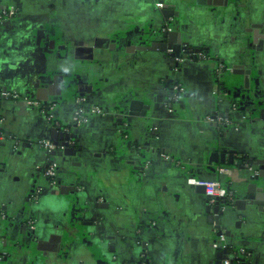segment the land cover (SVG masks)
Wrapping results in <instances>:
<instances>
[{
  "label": "crops",
  "instance_id": "crops-1",
  "mask_svg": "<svg viewBox=\"0 0 264 264\" xmlns=\"http://www.w3.org/2000/svg\"><path fill=\"white\" fill-rule=\"evenodd\" d=\"M156 2L177 17L178 29L165 36H156L164 19ZM219 2L224 15L213 8ZM6 8L17 15L0 24V96L51 104L63 126L76 121L79 93L105 115L74 130L73 153L49 154L40 142L52 141V130L41 112L0 97V264H134L141 243L150 264H218L226 247L246 248L251 264H264V199L248 192L254 184L264 193V132L228 112L214 95L212 66L194 58L181 71L185 96L168 112L177 36L235 65L246 34L264 20V0H0ZM256 78L264 99V68ZM239 156L253 166L241 169ZM49 164L64 193L47 189ZM217 179L245 201L219 204L218 223L200 191ZM36 187L41 201L30 209ZM25 217L35 220L34 235Z\"/></svg>",
  "mask_w": 264,
  "mask_h": 264
},
{
  "label": "flooded vegetation",
  "instance_id": "flooded-vegetation-1",
  "mask_svg": "<svg viewBox=\"0 0 264 264\" xmlns=\"http://www.w3.org/2000/svg\"><path fill=\"white\" fill-rule=\"evenodd\" d=\"M157 5H161V7H158ZM213 8L215 9V13H217L219 15H224L225 9L227 7H225L224 3H222V5H221V2H219L218 4L214 5ZM155 11L161 12L163 17H164L163 23L161 24L158 32L156 33L158 35H156V36H165L170 31L174 30V28L176 30L178 29V25H176L177 24L176 14L174 12H172L171 10L167 9V7L164 6L163 2H156ZM243 16H246V14H243V15L239 14L237 16V19L241 20L239 17L242 18ZM259 25L258 26L261 28H259V27L253 28V29L251 28L250 33L246 29L245 30L240 29V33L245 34L244 31L248 32L244 38V39H246L245 45L243 46L244 57H242L240 59V61L238 60L237 64L232 65V66L226 65L224 62L220 61L217 57H214L210 53L209 48L207 49V47L203 48L202 46L197 47V46L191 45L189 42L184 41L182 39L181 35L177 36V40L175 41V43L170 48V50L171 51L173 50L172 52H174L172 55L173 61H172L171 66H170V68H172V70H171L172 74H174V76H175L174 82L171 86L172 91H173L175 85L180 84L181 86H183L182 81L180 79L181 78L180 77L181 71H182L183 66L186 65L191 58H194L196 60V62L201 67L212 66V71L214 73L215 82H217V84H218V86L216 88L217 90H216L214 95L217 96L220 103H227L229 106V111H228L229 113H230V111L239 112L240 114L243 115V117L245 119L256 124V127H260L262 129V131L264 132V99L261 98V94L258 90V86H256V84L254 83V81H256V79H257L256 75L258 73V70L261 71V69L264 68V30H263L264 20ZM240 26L244 27L242 25H240ZM153 38H155V36H153ZM152 44L156 45L155 43H152ZM127 52H129V50H127ZM60 54H61V52H60ZM60 54H58L57 56L60 57ZM201 57H203V58H201ZM176 59H178V61L181 59L182 62H175ZM219 66H220V69L218 68ZM223 68L224 69L225 68H231L232 71L229 73L228 72L226 73V72H224ZM217 69L219 70L218 72H217ZM227 78L228 79L232 78V80H234V81L230 82V86H228V87H226L224 85V83L228 80ZM239 79H241V82H236V81H240ZM65 84L66 83L64 82V87L66 88ZM174 95H176V94H174ZM184 96H185V90L183 93L178 95L176 102H173L171 99L173 97V93L169 97L168 103L172 104V108L174 109L173 110L174 113H175L174 107L178 106L181 103ZM31 100H33V99H31ZM74 102L77 104V106L84 105L86 107H89L91 105H94V104L90 103L89 99L86 96H84L80 93H79V95H77L75 97ZM27 109L40 111L41 114L46 118L47 122L50 124L51 129H57L59 131H61V130L63 131V129L66 128L67 131L64 133L66 135V137H69L72 134H74L75 129H79V128L83 127V126L77 127L75 123L72 124V126H63L59 122L58 118L56 117L55 108L51 104H44V103L40 102V108L27 107ZM94 118H96V117H94ZM225 121H227L228 123H226ZM225 121L221 120L220 124H222V125L223 124H225V125L230 124L229 116H228L227 120H225ZM116 123H117V125H119L118 126L119 127V134H121L123 137H125L126 136L125 131H124L125 128L123 127V125L120 123L119 120H117ZM53 136H54V133L52 132V139H53ZM59 139H62L61 135L60 136L58 135L57 139L53 140L51 142L56 147L59 145H63L64 140L59 141ZM69 148H73V149L77 148V138L72 140V145L69 146ZM57 151H59V150L56 149L55 151H53V153H55ZM237 162L241 167H244L247 165L250 166L251 160H249L246 157L244 158V157L239 156L237 158ZM49 165H47L42 170L47 189L51 193H57V192L58 193H62V192L64 193V189L62 188L61 184L58 181V177H57L58 176L57 175L58 168L57 167H55V175H54V178L52 180H49L48 178L45 177V171ZM42 193H43V191L41 188H39V187L33 188V190L31 191V193L29 194V197H28V205H29L30 209H33L34 207H36L39 204V202L41 201ZM238 197H239V194H237V198ZM218 202L222 206L228 205V203L224 204L222 201H218ZM236 205L233 204V206L235 208H237ZM0 213H3V212H0ZM3 214L5 215V213H3ZM24 219L25 220L23 223H25V225L28 227L29 232L34 235L35 225H36L35 220L33 218H31L30 220H27V217H25ZM2 221H7L6 215H5V219ZM33 239H35V237H33ZM141 245H142V248H139L140 249L139 255H138V258L134 264H143V262L149 263L143 256V244L141 243ZM229 249L232 251H236V252H238L240 249L244 250L245 254L239 255L240 258L242 260H244V262L242 264H251L252 256H251L249 251L245 250L246 248H231V247L225 248L226 252H225V254H223V256H220V260H219L218 264L223 263V260L226 258L227 254H228L227 252Z\"/></svg>",
  "mask_w": 264,
  "mask_h": 264
},
{
  "label": "built area",
  "instance_id": "built-area-1",
  "mask_svg": "<svg viewBox=\"0 0 264 264\" xmlns=\"http://www.w3.org/2000/svg\"><path fill=\"white\" fill-rule=\"evenodd\" d=\"M157 6L161 7V5H157ZM16 15H17V11L13 8L3 9L2 11H0V24L6 21H9ZM175 62H182V60L180 59L178 61V59H176ZM218 68L220 69V66ZM223 70L226 73L227 72L229 73L232 71L231 68H225V69L223 68ZM218 71L219 70L217 69V72ZM183 92H184V89L180 84L175 85L172 91L173 93V97L171 98L172 101L176 102L178 95ZM0 97L4 100H11L15 104H23V106L25 107L40 108V102L36 100H31L28 98H21L17 93L4 92ZM168 106H169L168 112L172 113V104H169ZM104 115H105V112L99 106L91 105L89 107H86L84 105H79L75 124L77 127H81V126L89 124V122L94 117H103ZM207 122L211 124L215 123L212 118H207ZM225 122L228 123L227 121ZM53 130H57V129H53ZM66 131L67 130L65 128L63 129V131L61 130L59 132L64 134ZM0 140H3V137L1 134H0ZM66 144L68 147L71 146L72 139L68 140ZM40 146L46 149L49 154H52L53 151H55L56 149H58L59 151L65 150V145L64 146L59 145L56 147L51 141L40 142ZM163 159L170 160V157L163 155ZM215 171L217 174L226 176L228 179L232 177V173H233L231 169L225 168V167H217ZM54 175H55V165L50 164L45 171V177L48 178L49 180H52L54 178ZM201 185L204 188V192L207 197L208 204L210 206H214L218 201H222L224 204L228 203L230 205H233V204L236 205L239 202L236 192L233 191L232 188H230V181L224 183V182H221L220 180H213L209 182H202ZM4 219H5V215L3 213H0V220H4ZM222 249H225V248H222ZM240 254L244 255L245 251L242 249H240L238 252L231 251L229 254H227L222 264H230V263L232 264L234 260H237L235 264H242L244 260L240 258L239 256ZM143 264H149V263L143 262Z\"/></svg>",
  "mask_w": 264,
  "mask_h": 264
},
{
  "label": "water",
  "instance_id": "water-1",
  "mask_svg": "<svg viewBox=\"0 0 264 264\" xmlns=\"http://www.w3.org/2000/svg\"><path fill=\"white\" fill-rule=\"evenodd\" d=\"M149 49H152V48H149ZM46 52H50V51H47L46 50ZM59 84L61 85V82H59ZM64 89H65V87H64ZM24 98H28V99H30L31 97L30 96H24ZM19 108H22V109H27V107H25V106H23V104H16ZM117 119H119L120 120V123L122 124V123H126L127 122V120H126V117H124V114H123V112H119L118 114H117ZM52 130V132L54 133V136H53V139H52V141L53 140H56L57 139V137H58V135L60 136H62V139H59V141H61V140H64L65 142L63 143V145H65V150H63V152L65 153H73L74 152V150L75 149H73V148H69L68 146H67V144H66V142L68 141V140H70V139H75L76 138V135H74V134H72L71 136H69V137H66V135H64L63 133H61V132H59V130H53V129H51ZM216 155L217 154H212V158H214V157H216ZM210 162V164L212 163V161L210 160L209 161ZM253 164H254V161H252L251 160V163H250V167L251 166H253ZM247 165V164H246ZM247 167H249V165H247ZM244 168H246V166H244V167H241V169H243L244 170ZM258 176H262L261 174H259ZM258 176H252V178L251 177H249V181H257L258 180ZM249 188H248V192L250 193V194H253V198H255L256 200H263L264 199V193H262V192H256L257 190H259V187L258 186H256V185H250V186H248ZM263 189V188H262ZM199 190V189H198ZM200 191L201 192H204V188L203 187H200ZM239 202L237 203V207H243V205H244V203H245V201H244V199H242L241 198V196L239 195ZM220 203L219 202H217L213 207H212V209H211V211L208 213V217L209 218H211V219H215L216 220V223H218V216H219V213H220V205H219ZM208 208H210V207H208ZM216 229H218V227H215ZM219 235H220V233H218ZM144 249V248H143ZM2 255V254H1ZM143 256H144V258L147 260V257H146V255L145 254H143Z\"/></svg>",
  "mask_w": 264,
  "mask_h": 264
},
{
  "label": "trees",
  "instance_id": "trees-1",
  "mask_svg": "<svg viewBox=\"0 0 264 264\" xmlns=\"http://www.w3.org/2000/svg\"><path fill=\"white\" fill-rule=\"evenodd\" d=\"M217 180H218V179H217ZM220 181H221V180H220ZM221 182H223V181H221ZM225 182H228V180L225 181ZM225 182H224V183H225ZM231 251H232V250L229 249L227 253L229 254ZM238 261H239V260H238ZM236 262H237V260H234V261L232 262V264H235Z\"/></svg>",
  "mask_w": 264,
  "mask_h": 264
},
{
  "label": "rangeland",
  "instance_id": "rangeland-1",
  "mask_svg": "<svg viewBox=\"0 0 264 264\" xmlns=\"http://www.w3.org/2000/svg\"><path fill=\"white\" fill-rule=\"evenodd\" d=\"M174 70V69H173Z\"/></svg>",
  "mask_w": 264,
  "mask_h": 264
}]
</instances>
